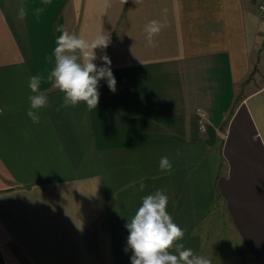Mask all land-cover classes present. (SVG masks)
Instances as JSON below:
<instances>
[{
  "label": "crops",
  "instance_id": "obj_1",
  "mask_svg": "<svg viewBox=\"0 0 264 264\" xmlns=\"http://www.w3.org/2000/svg\"><path fill=\"white\" fill-rule=\"evenodd\" d=\"M152 20L164 27L149 45ZM63 31L110 35L94 63L110 58L116 91L100 80L96 109L62 107L47 82ZM32 76L48 98L39 124ZM157 190L186 248L264 264L257 0H0V264H131L127 218Z\"/></svg>",
  "mask_w": 264,
  "mask_h": 264
},
{
  "label": "clouds",
  "instance_id": "obj_2",
  "mask_svg": "<svg viewBox=\"0 0 264 264\" xmlns=\"http://www.w3.org/2000/svg\"><path fill=\"white\" fill-rule=\"evenodd\" d=\"M137 2V0H135ZM42 8L35 10L39 16ZM20 19L27 16L26 10L21 7L18 13ZM164 25L152 20L146 25L147 43H154V36ZM110 35L98 34L88 40L82 35L63 31L56 38V46L52 58L54 66L47 76V82L64 94L62 107L76 106L78 102H85L88 109H96L99 103V81L104 79L112 92L116 91V79L111 70V60L105 54L100 59L104 66L98 67L95 50L106 49L110 44ZM40 76L29 79V88L33 95L29 96L30 108L28 118L33 124L41 121L40 110L48 105V98L39 92ZM172 162L168 156L161 157L159 168L171 173ZM145 184L139 183V190L143 191ZM168 196L164 190H157L153 194L142 198V203L135 214L125 225L129 235L127 248L132 251L131 264H212L210 258L195 254L190 248L180 243L185 231L173 221L167 211Z\"/></svg>",
  "mask_w": 264,
  "mask_h": 264
},
{
  "label": "built area",
  "instance_id": "obj_3",
  "mask_svg": "<svg viewBox=\"0 0 264 264\" xmlns=\"http://www.w3.org/2000/svg\"><path fill=\"white\" fill-rule=\"evenodd\" d=\"M259 14L264 18V0H257Z\"/></svg>",
  "mask_w": 264,
  "mask_h": 264
},
{
  "label": "rangeland",
  "instance_id": "obj_4",
  "mask_svg": "<svg viewBox=\"0 0 264 264\" xmlns=\"http://www.w3.org/2000/svg\"><path fill=\"white\" fill-rule=\"evenodd\" d=\"M221 236H222V235H221ZM225 236H226V239L229 238V235H228V234H226ZM230 237H231V235H230ZM233 239H234V237H233ZM222 241H223V239H222ZM223 242H224V241H223Z\"/></svg>",
  "mask_w": 264,
  "mask_h": 264
}]
</instances>
